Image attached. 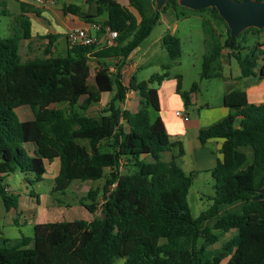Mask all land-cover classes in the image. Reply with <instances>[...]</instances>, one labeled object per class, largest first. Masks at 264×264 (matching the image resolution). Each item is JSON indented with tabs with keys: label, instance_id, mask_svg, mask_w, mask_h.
<instances>
[{
	"label": "trees",
	"instance_id": "1",
	"mask_svg": "<svg viewBox=\"0 0 264 264\" xmlns=\"http://www.w3.org/2000/svg\"><path fill=\"white\" fill-rule=\"evenodd\" d=\"M94 1L96 16L106 15L101 27L117 33L110 46L67 45L64 54L54 55L59 36L49 34L39 36L46 41L42 56L22 62L20 41L31 39V25L24 16H19V30L0 39V199L5 211L17 206V198L4 184L17 171L32 174L25 181L33 184L44 180L47 163L58 160L53 191L61 193L74 181L105 180L101 190H89L79 200L93 215L91 220L40 223L34 225L32 238H2L0 264H114L118 259L124 264H264V194L256 193L264 184V103L249 104L245 92L234 89L221 100L234 110L198 132L201 145L221 142V159L210 170L212 205L193 217L187 203L192 175L174 162L175 157H161L173 147L183 154L181 142L170 140L157 116L158 89L150 87L159 86L169 74L140 81L132 76L127 84L122 79L129 57L150 36L168 5L192 10L176 0H168L160 11L155 0H127V6L117 0ZM62 11L91 19L76 5L63 6ZM198 12L224 27L217 33L208 20L202 24L208 51L200 78H221V56L227 50L237 60L241 78L262 79L264 43L242 51L245 36L264 29L250 28L231 40L216 9ZM8 15L0 6V20ZM162 46L175 63L181 55L179 38L166 34ZM91 62L97 65L93 76ZM169 68L170 64L163 66ZM175 80V91L187 107L197 85L186 92L181 76ZM130 91L139 97L136 111L122 107ZM103 95H109L108 101L93 113ZM23 106L31 110V120L17 116ZM223 205L235 206L220 212ZM231 232L219 249L210 250Z\"/></svg>",
	"mask_w": 264,
	"mask_h": 264
},
{
	"label": "rangeland",
	"instance_id": "2",
	"mask_svg": "<svg viewBox=\"0 0 264 264\" xmlns=\"http://www.w3.org/2000/svg\"><path fill=\"white\" fill-rule=\"evenodd\" d=\"M53 7H60L63 4L79 5L81 0H52ZM95 1L90 3V6L95 7ZM161 16H164L167 23L170 24L169 32L174 33L180 40L181 55L173 63L169 58L165 50L160 54L157 52H149L142 58V61L138 64V68L135 71L136 78L140 80H148L150 76L154 74L168 73V78L174 80L176 75L182 77V90L188 92L193 84L197 85L196 98L194 100L191 96V102L189 106H181V109H177L179 112H188L192 119L200 117L202 120L205 117L216 116L220 106L222 107V95L226 91L228 85H226L225 79L235 77L240 74L238 62L234 57H230V65H222L221 78L215 79H202L200 78L201 66L203 57L208 51L207 41H205L206 35L203 33V20H208L211 25L215 26L217 33H221L224 30L222 25H218L214 22L209 14L201 13L198 11H187L181 8H173L171 5L167 6V11ZM106 15L100 16L98 22L105 19ZM34 24V22H33ZM173 24L175 30H173ZM36 24H34L35 26ZM162 27L157 25L151 36L146 39L140 46L142 51L148 42L157 36ZM15 29H12L11 20L8 17H2L0 20V39L8 38L13 35ZM174 31V32H173ZM246 46L242 53H246L256 43H264V32L259 34H247ZM57 49L54 51V55H62L65 52L66 46L64 40L59 38ZM39 44V45H38ZM44 41L40 39H33L28 45L25 41H20L19 54L22 62L30 61L36 57H41L44 51ZM227 51V50H225ZM228 52V51H227ZM226 55V53H224ZM226 60V57L223 58ZM163 64H170L169 69H163ZM260 66V62H259ZM91 73L96 69L94 63H90ZM113 70L111 69V72ZM92 81V79H91ZM165 90H171L172 86ZM153 88H159L156 85H150ZM167 88V89H166ZM173 90V88H172ZM260 91H264V84L261 86ZM177 99L178 97L175 96ZM109 99V95H103L101 101L93 107L92 112L97 113ZM136 103V109L139 107V97L136 95H128V103ZM163 106L166 107L165 98L162 100ZM195 102V104H194ZM173 102H171L172 104ZM184 104V103H183ZM208 105V107L206 106ZM123 108L128 107L126 103L123 104ZM16 114L21 121H27L32 119V112L28 106H23L16 110ZM32 146V145H31ZM170 154L177 156L178 149L173 147L169 150ZM168 153L162 154V159L168 161L170 159ZM248 160L252 159L251 151L247 152ZM169 157V158H168ZM181 158H176V163L181 164ZM187 162L188 157L184 159ZM146 161H151L147 158ZM59 167L58 160H53L46 165V172L44 174V180L30 184L25 181V178L31 180L32 174H23L19 171L8 175L4 183L9 189V193L17 198V206L9 211H5L3 203L0 199V239L8 238L12 241H16L21 237H33L34 225L40 223H53L63 221L74 220H90L91 214L79 204V200L87 194L89 190L99 189L104 186L105 180H99L96 182H79L74 181L68 190L65 192L53 191V178L56 175V171ZM183 171L187 174H191L193 177V183L189 189L187 195V203L190 213L193 217H197L200 213L206 211L212 205L211 197L214 196V181L209 172H190L186 168ZM126 171L123 170V173ZM52 178V179H51ZM102 201L99 199L98 204L101 205ZM233 206V205H232ZM229 206V208H232ZM235 206V205H234ZM233 206V207H234ZM226 205L220 206V212H224L227 208ZM228 208V209H229ZM99 211H97V214ZM234 232L224 235L218 243L210 247V250L219 249L223 242H225ZM114 264H124V260L118 259Z\"/></svg>",
	"mask_w": 264,
	"mask_h": 264
},
{
	"label": "crops",
	"instance_id": "3",
	"mask_svg": "<svg viewBox=\"0 0 264 264\" xmlns=\"http://www.w3.org/2000/svg\"><path fill=\"white\" fill-rule=\"evenodd\" d=\"M93 1L94 0H81V4L79 3L78 5V7L81 9V12L83 14H87V16L91 18L88 19L90 21L79 18L69 13H64L62 11L63 6L72 5V4H63L60 7H53L54 3L52 0H48L49 3L46 4L45 6H40L34 0H0V6H4L7 12L9 13L7 17L11 20L12 29L19 30L20 28L19 16H24L29 20L31 25V39L23 40L25 41L26 45L31 43L33 39H39V36H45L49 34L56 35L57 37L59 36L58 39L54 42V49H53L54 52L58 50L57 44L59 43L58 42L59 38H61V40H64L65 46L67 47L65 34L68 30L73 28L86 27L91 23L99 24L106 20L105 18L102 19L101 22H98L100 20L98 19L100 16L97 17L95 12V7L90 6V3H92ZM117 1L121 5L127 6V0H117ZM166 19L168 18H165L164 16L160 15V18L155 26L160 25L162 29L157 36H155L148 42L145 51H142L140 49L141 46L140 45L139 48L136 49L129 57V60L127 61L126 65L123 67L122 70V79L124 84H127L132 76L136 77L135 71L138 68V64L142 61V58L145 55H147L149 52H157L156 54H160L163 50H165L162 46V38L166 34L174 35V33L169 32L170 24L167 23ZM204 21L207 20H203V22ZM33 22L34 24H36L35 26ZM175 25L176 24H173V30H175ZM212 27L213 29H216L215 26L212 25ZM202 28H203V33L205 34V28L203 25ZM45 46H46V41H44V48ZM261 49L264 50V46L261 47ZM224 53H226V55H224ZM224 57H226V60L223 59ZM230 59L231 58L229 57L228 52L224 50L221 56L222 64L230 65ZM166 65L167 64H163L161 67L163 68V66ZM94 66L95 68L97 67L96 63H94ZM111 69L113 70L112 67L110 68V70ZM94 72L91 73V76L94 75ZM224 81L226 82V85H228V87L226 91L223 93V95L234 89H237L245 92L249 104L258 105L264 103V91L263 92L260 91L261 86L264 84V77L262 79H258L257 77L241 78L239 74L235 77H230V79H225ZM165 85H168L167 88L170 87L171 85L173 90L171 88V90L166 91ZM158 87H159L158 88L159 112L157 116L161 118L165 126V129L170 137V140L181 142L183 147V154L180 156L178 155V153L177 156L174 154L172 155L170 154L169 151H166L162 154L165 153L169 154L167 155L170 157L168 161H170L172 157H175L174 159L175 163L177 157L181 158L180 160L181 164L180 165H178V163L176 164L182 170L183 168H186L190 172L197 173L201 171H205V172L207 171L210 173V170H212L217 165L218 161L221 159V155L219 152L221 142L217 140H210L207 141V143H205L204 145H201L197 139L198 132L201 129L208 128L209 126L222 121L228 115V113L230 111H233L234 109H229L224 106L222 107L220 106V108L218 109V113L216 114V116H214V118L208 116L205 117L203 120L200 117L196 119H192L188 112H183V114L188 117V120L184 121L182 118H178L177 116H175V112L178 111L177 109H181V106L184 105L182 99L179 97V95H177L175 91L176 80L175 79L170 80L169 78H166ZM130 94L136 97V93L132 91H130L127 94L126 96L127 99L125 100L124 103H126V106L128 105V107H125V109L136 111L137 110L136 103H134V101L131 102V104L130 102L128 103V95L130 96ZM175 96H177L178 99ZM191 96H193L195 100L196 92L191 93L189 97L190 99ZM163 98H165V102L167 101L166 107L163 106L164 105L162 102ZM171 102L173 103L171 104ZM192 103L193 102H191L190 100V105ZM206 106L208 107V105ZM33 149L34 147L30 146V150ZM187 157L189 160L185 162L184 159H186ZM123 170L124 169L121 170L122 173ZM57 172L58 169L56 171V174ZM7 190L9 192L8 188ZM226 208L228 209L229 206H227ZM92 217L93 215H91V219Z\"/></svg>",
	"mask_w": 264,
	"mask_h": 264
},
{
	"label": "water",
	"instance_id": "4",
	"mask_svg": "<svg viewBox=\"0 0 264 264\" xmlns=\"http://www.w3.org/2000/svg\"><path fill=\"white\" fill-rule=\"evenodd\" d=\"M168 0H155V8L160 11ZM177 4L192 11L216 9L219 17L229 29L230 39L237 38L243 31L264 29V0H176ZM256 193L264 194V184Z\"/></svg>",
	"mask_w": 264,
	"mask_h": 264
},
{
	"label": "built area",
	"instance_id": "5",
	"mask_svg": "<svg viewBox=\"0 0 264 264\" xmlns=\"http://www.w3.org/2000/svg\"><path fill=\"white\" fill-rule=\"evenodd\" d=\"M40 6L48 4V0H34ZM103 31L100 38L97 37V33ZM117 33L111 31L109 28H102L100 24L91 23L90 25L82 28H73L66 32L65 40L69 47L72 46H91L94 44H105L110 46L113 44ZM127 99V98H126ZM175 116L182 118L184 121L188 120V117L183 113L177 111ZM114 187V185H112ZM111 187V188H112Z\"/></svg>",
	"mask_w": 264,
	"mask_h": 264
}]
</instances>
